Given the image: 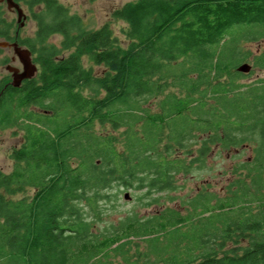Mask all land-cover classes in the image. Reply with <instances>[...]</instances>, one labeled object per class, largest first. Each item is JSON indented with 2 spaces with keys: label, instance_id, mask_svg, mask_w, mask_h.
Masks as SVG:
<instances>
[{
  "label": "trees",
  "instance_id": "trees-1",
  "mask_svg": "<svg viewBox=\"0 0 264 264\" xmlns=\"http://www.w3.org/2000/svg\"><path fill=\"white\" fill-rule=\"evenodd\" d=\"M14 1L35 30L11 38L0 9V38L27 47L38 70L0 87V129L16 126L23 139L0 170V264H107L109 252L138 264L128 256L138 239L140 264H264V77L244 83L236 71L251 54L242 43L264 38V0L127 1L111 13L125 24L123 46L107 23L89 29L57 0ZM253 64L264 69V50ZM214 144L251 148L232 165L227 197L200 191L186 215L165 207L91 232L88 214L101 215L119 187L173 191Z\"/></svg>",
  "mask_w": 264,
  "mask_h": 264
},
{
  "label": "rangeland",
  "instance_id": "rangeland-1",
  "mask_svg": "<svg viewBox=\"0 0 264 264\" xmlns=\"http://www.w3.org/2000/svg\"><path fill=\"white\" fill-rule=\"evenodd\" d=\"M60 4L65 6L70 13L78 14L82 17L89 29L99 28L103 24L107 23L111 28L113 34L118 37L120 46L125 44V37L122 35L120 29L124 28L125 24L116 20L111 16L113 9L120 7L123 3L131 0H57ZM26 14L24 25L21 27L16 20V12L14 10H7L5 3H0V9L4 11L6 19L13 21V29L18 31L19 37H25L31 35L35 30V22L29 17L30 13L24 4H20ZM13 32V31H12ZM2 38H0L1 40ZM49 42L58 44L60 42V36L54 34L50 37ZM241 49H247L251 52L250 56L242 62H247L251 65V69L248 73H243L246 76L239 79L244 83H249L255 79L264 77V69L256 67L253 64V57L260 51L264 50V38L257 41L244 42L241 45ZM14 57V61L10 59ZM33 60V55H32ZM34 61V60H33ZM81 64L88 68L91 67L95 73L101 71L100 66L94 65L91 61L83 56L80 59ZM238 63L237 65L241 64ZM9 64L14 67L21 69V64L14 56L13 52L9 48H0V87L4 81L10 79V72L5 69V66ZM5 79V80H4ZM82 92L89 95L91 92L89 89H82ZM155 100L152 103V111L156 108ZM95 129L100 130L104 133H108L117 137H121V130H112L110 125L106 124L100 126L95 124ZM23 142L22 132L16 127L0 129V170L8 172L13 164L11 154L14 149L18 148ZM120 147V143L116 145ZM240 152L238 157H233L234 154ZM251 148L249 146L236 147L230 151L222 150L217 144L210 146V152L207 156L204 166L201 169H194L191 173L185 175H178L176 181V187L173 191H161V192H150L145 194V189L134 190L132 188L119 187L116 190V195L109 199V202L102 210L101 215L93 217L88 214L89 219L92 220V233L109 231L112 226L117 225L119 221L127 216H136L137 218H148L154 214L160 213L165 207L176 210L181 215L187 214L186 200L194 196L197 192L205 191L207 193L215 194L218 198L227 197L228 190L234 189V185L230 186L234 176L231 175L232 165L240 159H246L249 157ZM238 159V160H237ZM26 192L32 193L30 190ZM128 193L129 198H124V193ZM157 199L154 203L153 199ZM169 198H173L169 201ZM195 221V220H194ZM193 220L187 226L181 229V232L191 231ZM195 225V224H194ZM166 234V233H165ZM159 236V242H165L164 235ZM137 247L132 246L128 251V256L133 253L138 259V264L146 261V257L143 256L147 243L143 239L136 241ZM245 242H239V245H243ZM236 245L233 242H226L222 246L230 247ZM188 245L183 244V247ZM137 250L140 252L137 254ZM108 254L111 255L109 252ZM106 260L107 264H125L121 261L120 257H110ZM150 261L155 262V258L150 256Z\"/></svg>",
  "mask_w": 264,
  "mask_h": 264
},
{
  "label": "water",
  "instance_id": "water-1",
  "mask_svg": "<svg viewBox=\"0 0 264 264\" xmlns=\"http://www.w3.org/2000/svg\"><path fill=\"white\" fill-rule=\"evenodd\" d=\"M0 2H4L7 10L16 12V20L19 23V27L24 25V20L26 18V14L24 13L23 8L19 5L18 2L14 0H0ZM12 48V52L14 56L18 59L21 64V69L14 67L12 65L7 64L5 69L11 74V86L18 87L21 82L25 79L32 78L37 72V66L32 61L31 52L27 47H23L19 45L16 41L9 42L6 40H0V48ZM251 69V65L247 62H242L237 65L236 71L241 73H248ZM124 198L128 199V193H124Z\"/></svg>",
  "mask_w": 264,
  "mask_h": 264
},
{
  "label": "flooded vegetation",
  "instance_id": "flooded-vegetation-1",
  "mask_svg": "<svg viewBox=\"0 0 264 264\" xmlns=\"http://www.w3.org/2000/svg\"><path fill=\"white\" fill-rule=\"evenodd\" d=\"M0 3H4V2H0ZM19 4H21V3H19ZM19 27V26H18ZM22 27V26H21ZM18 35V31L15 29L13 32H9V36L11 37V38H14L15 36H17ZM15 40H13V41H11V42H14ZM10 42V41H9ZM17 42V41H16ZM20 45V44H19ZM22 46V45H21ZM24 47V46H23ZM7 48H9V47H7ZM9 49H11L12 50V48H9ZM31 52V51H30ZM32 54V53H31ZM32 56V55H31ZM11 61H14L15 59H14V57H12L11 59H10ZM18 60V59H17ZM20 63V62H19ZM37 66V65H36ZM18 68V67H17ZM37 69H38V67H37ZM11 75V74H10ZM24 81V80H23ZM22 81V82H23ZM10 82H11V76H10V79L9 80H7V81H4L3 82V84H2V86H3V88L4 87H6L7 85H11L10 84ZM22 82H21V84H22Z\"/></svg>",
  "mask_w": 264,
  "mask_h": 264
},
{
  "label": "clouds",
  "instance_id": "clouds-1",
  "mask_svg": "<svg viewBox=\"0 0 264 264\" xmlns=\"http://www.w3.org/2000/svg\"><path fill=\"white\" fill-rule=\"evenodd\" d=\"M22 7V6H21Z\"/></svg>",
  "mask_w": 264,
  "mask_h": 264
}]
</instances>
